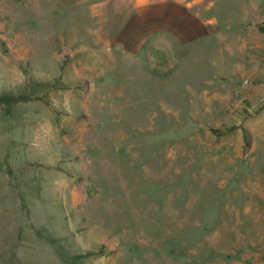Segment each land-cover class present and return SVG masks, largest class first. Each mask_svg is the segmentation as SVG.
Segmentation results:
<instances>
[{"label":"rangeland","instance_id":"obj_1","mask_svg":"<svg viewBox=\"0 0 264 264\" xmlns=\"http://www.w3.org/2000/svg\"><path fill=\"white\" fill-rule=\"evenodd\" d=\"M208 3L0 0V264H264V0Z\"/></svg>","mask_w":264,"mask_h":264},{"label":"crops","instance_id":"obj_2","mask_svg":"<svg viewBox=\"0 0 264 264\" xmlns=\"http://www.w3.org/2000/svg\"><path fill=\"white\" fill-rule=\"evenodd\" d=\"M209 1L211 0H131L129 10L135 18H138L139 14L148 15L150 24L171 25V32L175 33L176 25L183 21L184 12L189 13L199 4L209 8Z\"/></svg>","mask_w":264,"mask_h":264},{"label":"trees","instance_id":"obj_3","mask_svg":"<svg viewBox=\"0 0 264 264\" xmlns=\"http://www.w3.org/2000/svg\"><path fill=\"white\" fill-rule=\"evenodd\" d=\"M3 100L2 101H4V102H7V103H9L10 101H9V98H2Z\"/></svg>","mask_w":264,"mask_h":264}]
</instances>
